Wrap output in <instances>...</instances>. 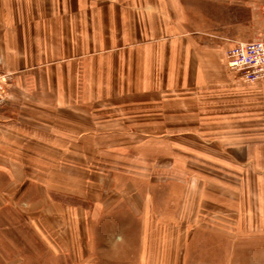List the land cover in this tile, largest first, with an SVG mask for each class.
<instances>
[{"label":"crops","instance_id":"crops-1","mask_svg":"<svg viewBox=\"0 0 264 264\" xmlns=\"http://www.w3.org/2000/svg\"><path fill=\"white\" fill-rule=\"evenodd\" d=\"M263 7L264 0H0V59L10 80L0 125L13 110L19 117L16 146L4 154L10 163H0V208L9 193L15 205L24 202L34 175L25 161L49 160L57 145L83 150V119L104 128L126 113L122 121L144 133L90 144L183 148L190 134V175L177 149L170 170L112 172L93 197L83 190V203L53 211L83 225L66 255L79 244L83 264H179L184 220H193V243L205 246L197 234L209 238L208 264H229L232 225L243 232L248 220H264V83L230 71L225 53L252 41ZM59 113H75L79 125L56 120ZM25 141L40 147L25 153ZM32 189L38 208L52 213L50 188Z\"/></svg>","mask_w":264,"mask_h":264},{"label":"rangeland","instance_id":"rangeland-1","mask_svg":"<svg viewBox=\"0 0 264 264\" xmlns=\"http://www.w3.org/2000/svg\"><path fill=\"white\" fill-rule=\"evenodd\" d=\"M254 24L255 34L252 40L259 38L264 32L263 14L255 19ZM13 106L17 107L18 105L13 104ZM12 112L9 124L7 126L0 125L1 164L10 163L4 157V154L10 152L16 146L14 131L16 117L18 116L15 110ZM127 117L128 114L126 113L114 114V119L118 118L121 121L116 122L117 120H114L113 124L116 125H109L111 123L105 122L104 126H108L104 128L91 127L89 122L83 119V139L86 137L89 141L88 144L83 145V150H80L81 146L75 144L70 146L57 145L55 147L56 153L52 155L51 159L24 162L29 164V171L34 174L29 177L23 186L24 190L27 191L24 194V202L15 205L16 195L14 193L7 195L2 193L9 198V203L8 207L0 208V264H83V250H81L79 244L75 251H71V256L66 255L70 251L66 252L65 250L69 243L67 240L70 234L73 232L83 233V225H70V220L66 218L60 220L61 216L56 217V213L63 212L61 210L63 205L69 204L74 207V205L77 206L81 202L83 203V190H87L88 196L93 197L94 193L92 192L95 191L96 185H110L112 172L128 173V171H135L137 175H143L145 172L154 170H170L174 167L175 162L172 159H174L176 151L179 149L184 153L185 175L187 173L190 175L191 144L187 139L189 137H186L191 136L190 134L183 135L185 137L183 148L171 143L144 146L90 144L91 140H110L116 137H120L122 141L126 136L145 132L142 128H131V125L129 126L128 123L122 121L123 118ZM65 119L72 120L71 122L68 121L67 124L69 125H79L75 113L56 114V120L63 122ZM40 120H43V116ZM78 131L79 128H74L72 133ZM86 132L88 135L84 134ZM23 145L25 147L24 152L29 154L33 148L39 149L40 147L26 141ZM42 148L45 149L46 147L42 146ZM145 152L150 153L146 159L144 158ZM159 152H166L167 159L161 161ZM134 154H136V158L133 157ZM183 179L188 183L191 178L185 176ZM1 181L0 178V196L1 190H5ZM38 186L41 188L48 186L50 188V201L53 202L51 207H54L49 210V212H52L51 215L43 214L44 211L38 208L39 193L32 189L33 187L38 188ZM11 191L13 192V188ZM0 202H2L1 197ZM53 211L56 212L55 215ZM72 212L74 215L77 213L75 210ZM199 221L201 227L205 228L211 226L208 222H212V220ZM224 221L216 220V223H219L216 226L223 227ZM194 222L193 220H184L183 255L181 256L182 262L179 264H208L211 258L210 254L213 255V251L207 249L206 243L209 238L206 234L203 236L197 234V240L199 241L198 237H200L202 239L201 244L204 241L205 246L199 248L198 243H193L191 228L194 226ZM226 223L228 224V222ZM231 229L233 258L229 264H264V220H248L247 228L243 232L236 224H233ZM81 243L83 244V242ZM217 254L220 253L217 252ZM221 254L225 256L223 253ZM150 261L151 264L156 263L155 258H151Z\"/></svg>","mask_w":264,"mask_h":264},{"label":"built area","instance_id":"built-area-1","mask_svg":"<svg viewBox=\"0 0 264 264\" xmlns=\"http://www.w3.org/2000/svg\"><path fill=\"white\" fill-rule=\"evenodd\" d=\"M264 18V7H263ZM227 67L250 83H264V32L252 41L240 42L226 50ZM9 76L0 59V111L6 103Z\"/></svg>","mask_w":264,"mask_h":264}]
</instances>
